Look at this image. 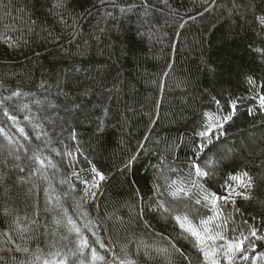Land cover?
<instances>
[{"label":"trees","instance_id":"16d2710c","mask_svg":"<svg viewBox=\"0 0 264 264\" xmlns=\"http://www.w3.org/2000/svg\"><path fill=\"white\" fill-rule=\"evenodd\" d=\"M262 96L264 0H0V264H264Z\"/></svg>","mask_w":264,"mask_h":264},{"label":"snow or ice","instance_id":"6c2138e0","mask_svg":"<svg viewBox=\"0 0 264 264\" xmlns=\"http://www.w3.org/2000/svg\"><path fill=\"white\" fill-rule=\"evenodd\" d=\"M18 94L19 93H15V92L13 93L14 96L18 95ZM217 103H219V102L217 101ZM260 104L262 107H264V96H262L260 98ZM232 107L234 109L235 105H232ZM5 115H8L7 111H5ZM205 115L207 116L209 114L206 113ZM9 119L15 120V117L10 116ZM223 119L225 121L229 120V119H231V115L225 116V117H223ZM220 126L221 125H219V124L210 125L206 131L197 133V135L207 136L208 132L211 131L212 127H220ZM20 131L23 132V129H20ZM133 159H135V158L133 157ZM41 163H43V161H41ZM193 167L195 168V174L198 177H206V176L210 175V173L208 171H204L197 164H193ZM92 171L95 172L96 171L95 168H93ZM96 174L100 177L101 180L104 179V177L101 173L97 172ZM244 177H247V173H243V174L237 175V176H232V177H230V179L236 181L240 187H251V178H248V180L245 181ZM175 184H176V182L173 181V185H172L173 190L170 193L172 196H178L180 194L188 195V192L184 188H182V187L176 188ZM198 187L201 189V192L203 194V196H202L203 201H206L212 205L213 210H214V216L209 217L208 220H201V222H200L201 225H204L203 231H201L196 226H194L190 221H188L187 216H185L183 218L176 217V219L178 222H180L181 228H184L187 232H189L191 234V236L196 238L197 245L201 246V251L203 252L205 258L208 259L211 257V264H219V262L215 259V250H213L212 252H209L208 250H206L202 246L205 244L206 240L224 239V237L220 232H217L214 236L206 235V233H208V231H209V229L207 228V224L209 223V221L217 219L219 217V215H220L219 210H218V201L219 200H224L225 202H227L231 195H233V194L234 195H242V193L235 191V189H231V191H229L227 196L218 197L215 193H209L206 189L203 188L202 185H198ZM196 203L200 204L201 200L198 199L196 201ZM69 223H71V221H69ZM226 224H227V220L224 221V225H226ZM218 227H223V225H218ZM250 234L252 236H256L255 230H252V232ZM245 239H247V237H244L243 239L237 240L235 242H229L224 249L225 258L228 259L229 261H231L237 252H242ZM81 244L82 245L86 244V241L82 240ZM101 247H104V245L101 244ZM177 251H179V249H177ZM94 255H95V253H94ZM242 258L247 259V256L245 255ZM60 264H64V262L61 261Z\"/></svg>","mask_w":264,"mask_h":264}]
</instances>
